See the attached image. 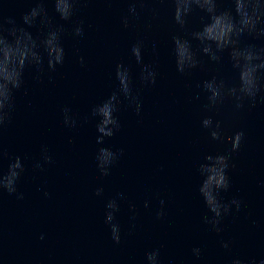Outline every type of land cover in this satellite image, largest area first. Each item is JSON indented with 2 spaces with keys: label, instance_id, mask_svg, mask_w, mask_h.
<instances>
[{
  "label": "clouds",
  "instance_id": "obj_1",
  "mask_svg": "<svg viewBox=\"0 0 264 264\" xmlns=\"http://www.w3.org/2000/svg\"><path fill=\"white\" fill-rule=\"evenodd\" d=\"M53 5V11L60 21L70 26L55 22L54 16L49 14L47 3ZM80 0H32L33 7L22 13L20 23L11 16H6L0 6V133L12 122L16 110V93L25 87V72H34L33 79L39 80L45 70L55 72L58 66H63L66 59L64 37L70 34L73 38L85 35L84 20L74 21L77 4ZM128 13L122 18L125 28L129 27L130 18L138 19L140 11L149 0H127ZM172 5V20L177 31L171 35V55L174 59L175 70L181 76L190 75L194 70L203 69V58L214 64H222L225 59L230 63L235 73V81L231 84L217 75L204 79L196 86L206 94V112L219 110L225 101L233 103L236 110L246 106L253 108L257 102L264 104V45L256 41L264 40V0H168ZM227 5V6H225ZM139 8V10H138ZM153 15L156 10H151ZM199 14L201 25L195 30L189 28V21L193 15ZM150 27V25H149ZM35 29V33L32 31ZM145 43L138 39L131 46L130 52L137 65L140 66L139 80L144 86L155 85L158 72L152 63H145L143 49ZM155 44L153 52L155 53ZM81 65L84 58L79 57ZM115 78L118 87L106 100L91 109V116L98 118L96 124V143L103 145L105 138L113 137L120 131L121 124L116 116L123 100L129 106L134 105L137 114L141 110L138 91L134 93V80L129 65L123 62L115 67ZM199 99V95L196 97ZM63 123L68 128H75L77 121L68 108L63 109ZM201 126L208 130L212 140H227L231 149L227 153L208 154L199 163L197 172L201 177L199 194L203 199L207 213L202 217L203 223L210 230L219 234L223 231L224 218L233 212L241 210L242 201L233 197L225 201L221 193L231 189V179L228 174L231 154L237 152L244 139V132L238 131L225 137L221 122L214 120L212 115H206L201 120ZM71 142V141H70ZM123 150L114 152L111 148L100 147L96 154L97 168L102 176H108L112 165L117 161ZM7 156V152L0 142V160ZM41 161L34 164L36 169L43 170L45 164L53 162L46 147L42 148ZM25 167L21 157L17 156L8 164L7 171L0 170V194L7 192L23 199V193L17 190V183L24 173ZM102 188L96 190L101 195ZM47 196L48 193L45 192ZM119 199H124L123 193H118ZM164 201H160L161 210L157 211V218L164 216ZM148 207V203L144 205ZM134 212L135 205L130 204ZM105 223L110 227L112 240L119 244L121 240L120 225L116 221L119 212L117 198L108 200L106 204ZM135 219V216L132 217ZM43 239V236H41ZM221 247L229 249L230 243L221 241ZM202 249L193 247V256L199 258ZM146 264H161L160 249L156 248L145 254ZM230 264H264V258L234 257Z\"/></svg>",
  "mask_w": 264,
  "mask_h": 264
}]
</instances>
